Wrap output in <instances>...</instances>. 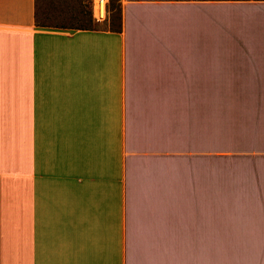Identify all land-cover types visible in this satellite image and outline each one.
Masks as SVG:
<instances>
[{
  "label": "crops",
  "instance_id": "obj_1",
  "mask_svg": "<svg viewBox=\"0 0 264 264\" xmlns=\"http://www.w3.org/2000/svg\"><path fill=\"white\" fill-rule=\"evenodd\" d=\"M35 8L0 0V264H218L219 0Z\"/></svg>",
  "mask_w": 264,
  "mask_h": 264
},
{
  "label": "rangeland",
  "instance_id": "obj_2",
  "mask_svg": "<svg viewBox=\"0 0 264 264\" xmlns=\"http://www.w3.org/2000/svg\"><path fill=\"white\" fill-rule=\"evenodd\" d=\"M89 3L35 0L36 22L90 28ZM108 9L116 16V0ZM219 30L218 264H264V166L249 163L264 164V0H219Z\"/></svg>",
  "mask_w": 264,
  "mask_h": 264
},
{
  "label": "built area",
  "instance_id": "obj_3",
  "mask_svg": "<svg viewBox=\"0 0 264 264\" xmlns=\"http://www.w3.org/2000/svg\"><path fill=\"white\" fill-rule=\"evenodd\" d=\"M108 0H90L89 13L92 22L101 23L107 17Z\"/></svg>",
  "mask_w": 264,
  "mask_h": 264
},
{
  "label": "trees",
  "instance_id": "obj_4",
  "mask_svg": "<svg viewBox=\"0 0 264 264\" xmlns=\"http://www.w3.org/2000/svg\"><path fill=\"white\" fill-rule=\"evenodd\" d=\"M236 95H240V94L237 93ZM238 100H240V99H238ZM218 105H219V102H218ZM218 118H219V116H218ZM218 122H219V120H218ZM219 133H220V131H219ZM219 133H218V136L220 135ZM261 133H262L261 136H264V130H262ZM223 134H224V135H229V136H227V137H231L230 134H234V133H231V132H228V133L223 132ZM236 135H238V133H236ZM249 136H250V134H248V135H244L243 137H244V138L247 137V141H248V137H249ZM250 137H251L250 140H252V136H250ZM250 137H249V138H250ZM219 140H220V138H219ZM235 141H236V142H234V143L236 144V146H237V145H245V144H246V143H245L246 141H243L242 138H238V139H236ZM261 141H262L261 144H264V138L261 139ZM248 143L251 144L252 141H250V142H248ZM232 148H236V147H235V146H234V147L232 146ZM239 148H240V147H239ZM240 149H242V148H240Z\"/></svg>",
  "mask_w": 264,
  "mask_h": 264
}]
</instances>
